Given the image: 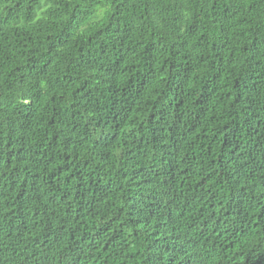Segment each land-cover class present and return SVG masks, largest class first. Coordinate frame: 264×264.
<instances>
[{
    "label": "trees",
    "instance_id": "obj_1",
    "mask_svg": "<svg viewBox=\"0 0 264 264\" xmlns=\"http://www.w3.org/2000/svg\"><path fill=\"white\" fill-rule=\"evenodd\" d=\"M0 264H264V0H0Z\"/></svg>",
    "mask_w": 264,
    "mask_h": 264
}]
</instances>
